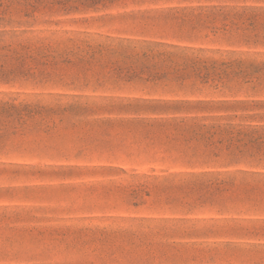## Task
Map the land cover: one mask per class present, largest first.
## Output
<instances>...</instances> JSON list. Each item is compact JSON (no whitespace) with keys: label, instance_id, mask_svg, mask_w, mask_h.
<instances>
[{"label":"rangeland","instance_id":"374dc122","mask_svg":"<svg viewBox=\"0 0 264 264\" xmlns=\"http://www.w3.org/2000/svg\"><path fill=\"white\" fill-rule=\"evenodd\" d=\"M0 264H264V0H0Z\"/></svg>","mask_w":264,"mask_h":264}]
</instances>
